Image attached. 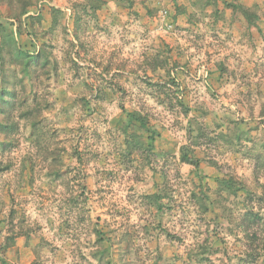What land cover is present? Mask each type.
Returning a JSON list of instances; mask_svg holds the SVG:
<instances>
[{
    "label": "rangeland",
    "instance_id": "374dc122",
    "mask_svg": "<svg viewBox=\"0 0 264 264\" xmlns=\"http://www.w3.org/2000/svg\"><path fill=\"white\" fill-rule=\"evenodd\" d=\"M0 25L41 53L3 54L0 264H264V0H0Z\"/></svg>",
    "mask_w": 264,
    "mask_h": 264
},
{
    "label": "trees",
    "instance_id": "16d2710c",
    "mask_svg": "<svg viewBox=\"0 0 264 264\" xmlns=\"http://www.w3.org/2000/svg\"><path fill=\"white\" fill-rule=\"evenodd\" d=\"M98 5H95V8H97ZM236 9L241 8L244 16L246 18H248V20L250 22H252V20H250V18H252V13H250V10L247 8H244L242 6H233ZM25 13V12H24ZM23 13V14H24ZM0 71H2L1 73H3V71L5 70L4 66H5V58H4V53L6 54V56H9L12 60H13V56H15V60H21L20 62H16L18 64H23L25 66L27 65H31L32 60H37L41 57V53H37L36 55H32V57H30V55L24 51H22L20 49V46L18 45V40L16 38V35L13 32H7V30L5 29V27H3L2 25H0ZM16 51V52H14ZM28 66V67H29ZM5 89H3L2 91H4ZM10 93L12 91H7V93ZM2 99V96L0 94V100ZM12 129H10V127H8L7 125H3L2 123H0V132L4 133L5 135H7L8 133H10ZM182 162L186 163L188 165H192L195 166L196 169L199 168V163L198 161L191 159L189 157H187V154L182 155ZM228 190H232L233 186L232 184H228ZM240 222L243 226V232L246 233L247 232V228L248 230H250V228H254L255 224L257 221H261L263 220V218L258 214V213H252V212H248L246 213L244 216H241L240 218ZM257 235L256 233L252 234L250 236V238L248 239L249 244H251V246L253 247V245H256V241H257ZM5 264V263H3Z\"/></svg>",
    "mask_w": 264,
    "mask_h": 264
}]
</instances>
